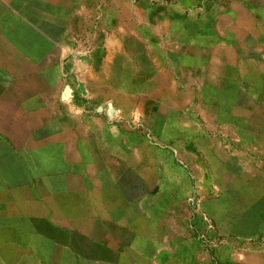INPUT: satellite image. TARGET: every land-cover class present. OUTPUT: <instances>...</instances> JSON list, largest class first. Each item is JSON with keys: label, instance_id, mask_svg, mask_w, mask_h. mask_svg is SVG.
I'll use <instances>...</instances> for the list:
<instances>
[{"label": "crops", "instance_id": "crops-1", "mask_svg": "<svg viewBox=\"0 0 264 264\" xmlns=\"http://www.w3.org/2000/svg\"><path fill=\"white\" fill-rule=\"evenodd\" d=\"M198 144L264 192V0H0V264H196Z\"/></svg>", "mask_w": 264, "mask_h": 264}, {"label": "rangeland", "instance_id": "rangeland-1", "mask_svg": "<svg viewBox=\"0 0 264 264\" xmlns=\"http://www.w3.org/2000/svg\"><path fill=\"white\" fill-rule=\"evenodd\" d=\"M199 145L193 151L196 164H182L179 175L171 170L175 180L165 181L167 195L161 202L177 206L180 223L175 227L196 264H264V192H253L252 182L243 180L252 166H232L239 185L250 190L236 192L220 179L219 170H211L205 161L211 151Z\"/></svg>", "mask_w": 264, "mask_h": 264}]
</instances>
